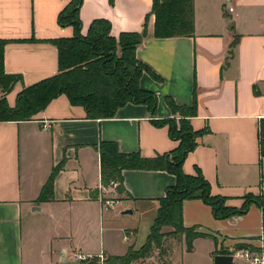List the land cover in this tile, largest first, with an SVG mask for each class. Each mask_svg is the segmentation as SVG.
<instances>
[{
  "label": "crops",
  "instance_id": "obj_1",
  "mask_svg": "<svg viewBox=\"0 0 264 264\" xmlns=\"http://www.w3.org/2000/svg\"><path fill=\"white\" fill-rule=\"evenodd\" d=\"M153 1L83 0L80 17L83 34L98 18L111 22L115 36L146 27L136 55L159 77L145 71L140 79L157 96L155 117L147 104L129 102L114 117L88 118L83 106L63 94L32 119L0 122V264H74L80 252L108 258L139 250L176 176L162 169H124L119 192L102 184L99 146L114 141L122 152L146 158L171 152L178 141L167 124L154 120L174 117L167 97L191 105L195 88L197 115L191 123L204 132L184 172L195 174L199 167L211 193L228 206L240 209L249 197L253 201L244 213L220 219L204 200H184L183 225L212 235L218 244L200 236L187 251L186 234L180 233L179 246L168 243L166 264H213L215 252H233L239 245L264 250V208L253 199L264 202V0H194V34L163 38L154 34ZM69 2L0 0V38L8 41L5 70L21 75L7 94L11 106L23 88L58 72V49L49 40L74 34L58 18ZM57 167L54 198L39 201ZM101 197L116 198L115 204L105 210ZM178 235H166L162 247ZM161 248L131 264H164Z\"/></svg>",
  "mask_w": 264,
  "mask_h": 264
},
{
  "label": "trees",
  "instance_id": "obj_2",
  "mask_svg": "<svg viewBox=\"0 0 264 264\" xmlns=\"http://www.w3.org/2000/svg\"><path fill=\"white\" fill-rule=\"evenodd\" d=\"M83 0H70L59 13L61 26H72L74 34L69 37L51 39L49 42L58 49V72L53 76L23 88L11 106L7 94L12 91L21 75L5 70V48L7 40L0 38V122L32 119L38 112L60 95H66L73 105L83 106L88 118H111L117 110L129 102L147 104L153 117L156 116L157 96L140 85L143 72L159 78L143 61L138 59L136 50L146 35V27L141 32H121L112 34L110 21L98 18L92 21L86 34L82 33L80 7ZM152 13L155 14L156 37L192 36L194 34V0H154ZM35 40V39H32ZM196 93L191 105H179L172 97L166 101L174 117L155 119L156 124H167L171 137L178 141L169 153L155 158H146L140 152H122L114 141H102L99 146L101 160V180L104 186L119 182L118 190L123 191L122 171L124 169H162L176 176L177 182L168 187L160 200L158 214L151 225L150 234L139 250L129 249L125 255L109 256L106 264H131L135 259L148 256L154 247L161 248L166 235L185 233L188 250L193 249L196 237H211L183 225L182 202L200 198L211 205L215 217L223 219L244 213L253 201L240 209L225 204L224 197L213 195L211 185L199 167L195 174H187L183 163L187 155L196 148L197 138L204 132L195 130L191 118L197 115ZM260 154L264 157V121L260 133ZM55 168L44 185L39 201L54 198ZM264 208L260 198H253ZM171 225L173 232H162ZM246 247L239 245L238 249ZM225 250L215 254H229ZM96 259L92 262L95 263ZM90 262L89 264H91ZM98 264V262L96 261ZM95 263V264H96Z\"/></svg>",
  "mask_w": 264,
  "mask_h": 264
},
{
  "label": "built area",
  "instance_id": "obj_3",
  "mask_svg": "<svg viewBox=\"0 0 264 264\" xmlns=\"http://www.w3.org/2000/svg\"><path fill=\"white\" fill-rule=\"evenodd\" d=\"M49 125L44 124V128H47ZM112 186L117 187L118 182H112ZM262 189L264 190V180ZM103 190L106 191V188L103 187ZM101 202L103 203V208L108 210L113 207L115 204V200L109 197H101ZM124 240H128V236H124ZM234 258V264H236V260H239L237 263L239 264H264V250L262 248L255 247H243L240 249H235L232 252ZM98 262V264H106V257L103 253L98 255L86 254V253H76L74 255V264H89L93 260Z\"/></svg>",
  "mask_w": 264,
  "mask_h": 264
},
{
  "label": "rangeland",
  "instance_id": "obj_4",
  "mask_svg": "<svg viewBox=\"0 0 264 264\" xmlns=\"http://www.w3.org/2000/svg\"><path fill=\"white\" fill-rule=\"evenodd\" d=\"M110 197V196H109ZM112 199H116V198H113V197H111ZM165 238V237H164ZM164 240V239H163ZM181 237L178 235V236H175V237H173V238H171V239H169V240H167V242L165 243V245L161 248V251H162V258H163V262H164V264H166V256L167 255H169V253H168V251H169V249H171V245H169L168 243L170 242L171 244H173L175 247L176 246H179L180 244H181ZM193 248H194V246H193ZM193 250V249H192ZM191 250V251H192ZM187 251H189L188 250V244H187ZM156 252H158V254L160 255V251H158V250H156ZM158 257V256H157ZM239 260H236V264H239V263H237ZM161 264H163V263H161Z\"/></svg>",
  "mask_w": 264,
  "mask_h": 264
},
{
  "label": "water",
  "instance_id": "obj_5",
  "mask_svg": "<svg viewBox=\"0 0 264 264\" xmlns=\"http://www.w3.org/2000/svg\"><path fill=\"white\" fill-rule=\"evenodd\" d=\"M125 213H132V210H127ZM233 254H217L214 256L213 264H234Z\"/></svg>",
  "mask_w": 264,
  "mask_h": 264
}]
</instances>
